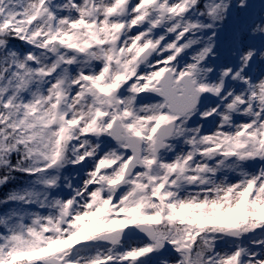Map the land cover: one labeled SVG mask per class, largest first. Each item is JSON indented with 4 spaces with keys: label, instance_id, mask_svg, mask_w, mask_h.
<instances>
[{
    "label": "snow or ice",
    "instance_id": "obj_1",
    "mask_svg": "<svg viewBox=\"0 0 264 264\" xmlns=\"http://www.w3.org/2000/svg\"><path fill=\"white\" fill-rule=\"evenodd\" d=\"M0 264H264V0H0Z\"/></svg>",
    "mask_w": 264,
    "mask_h": 264
}]
</instances>
